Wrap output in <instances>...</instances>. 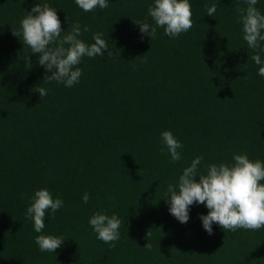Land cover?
Returning <instances> with one entry per match:
<instances>
[{
  "label": "trees",
  "instance_id": "trees-1",
  "mask_svg": "<svg viewBox=\"0 0 264 264\" xmlns=\"http://www.w3.org/2000/svg\"><path fill=\"white\" fill-rule=\"evenodd\" d=\"M37 3L56 10L62 36L78 23L81 40L94 43L100 33L112 55L83 57L72 87L48 82L39 54L13 35ZM152 3L108 0L85 12L74 0H0V264H264V228L214 223L209 235L203 204L190 206L181 224L165 200L197 156L200 174L209 164H233L234 154L264 163V77L237 22L236 9L247 5L189 0L193 27L175 38L158 28L151 38L134 22L154 26ZM255 7L264 14V0ZM163 131L183 145L181 160L161 152ZM40 189L63 206L55 218L47 212L36 233L25 212ZM97 212L121 220L114 248L88 223ZM39 234L65 241L41 252Z\"/></svg>",
  "mask_w": 264,
  "mask_h": 264
},
{
  "label": "clouds",
  "instance_id": "clouds-1",
  "mask_svg": "<svg viewBox=\"0 0 264 264\" xmlns=\"http://www.w3.org/2000/svg\"><path fill=\"white\" fill-rule=\"evenodd\" d=\"M75 4L85 12L96 8L108 7V0H74ZM246 7H238L237 22L242 26V37L247 47L254 51L251 59L258 68V75L264 77V60L260 53L264 52V14L255 5L258 0H244ZM217 4L206 7V14L214 16ZM148 16L154 21V26L147 22H134L139 25V31L151 38L156 37L157 29L162 28L169 37H178L193 27L191 4L189 0H153L148 7ZM61 22L56 10L47 3L36 4L25 17L20 20V28L13 35L20 36L23 44L31 49V54H39L38 63L45 68L48 82L62 83L72 87L79 82L82 71L77 65L83 57H103L112 53L102 34L93 35L94 43L88 44L81 40V26L76 23L71 31L63 36ZM89 31L88 27L83 28ZM54 45V46H53ZM27 63L31 65L29 57ZM44 77V78H45ZM40 97L47 95V89L40 87ZM161 152L167 150L170 162L182 159L178 151L183 145L170 131L161 133ZM203 157H195L189 166L185 167L179 176L178 183L170 184L166 192V203L170 214L181 224L189 220V208L193 204H203L207 215H201L203 229L213 234L212 225L218 224L226 231L245 229L256 231L264 228V163L260 160H250L246 154H234V163L209 164L204 174L198 169ZM198 178V180H197ZM30 205L25 212V218L31 220L36 233H42L45 227V216L50 211L52 218L63 206V200L53 198L47 189L34 191L29 198ZM83 203L89 201V194L82 196ZM96 238L111 247H115L120 239L121 220L116 215L108 216L97 212L88 221ZM65 239L61 236L39 234L34 242L41 252L55 253L63 246ZM149 251L151 245H144Z\"/></svg>",
  "mask_w": 264,
  "mask_h": 264
}]
</instances>
